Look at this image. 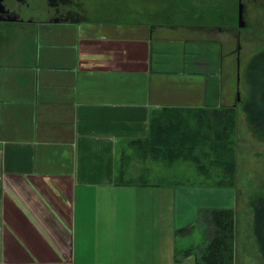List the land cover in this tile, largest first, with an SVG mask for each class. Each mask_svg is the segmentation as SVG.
I'll list each match as a JSON object with an SVG mask.
<instances>
[{
	"label": "crops",
	"instance_id": "crops-1",
	"mask_svg": "<svg viewBox=\"0 0 264 264\" xmlns=\"http://www.w3.org/2000/svg\"><path fill=\"white\" fill-rule=\"evenodd\" d=\"M31 19L0 20V264H197L154 245V212L173 189L176 226H191L233 189L171 183L132 141L165 107L222 105L211 63L226 56L186 62L161 22Z\"/></svg>",
	"mask_w": 264,
	"mask_h": 264
},
{
	"label": "rangeland",
	"instance_id": "rangeland-1",
	"mask_svg": "<svg viewBox=\"0 0 264 264\" xmlns=\"http://www.w3.org/2000/svg\"><path fill=\"white\" fill-rule=\"evenodd\" d=\"M130 1L65 0L62 2V6L64 7L65 5L67 7L80 8L82 17H85V15L93 17L96 16V14H99L104 18L109 16L120 19L119 15L123 14L126 16L124 17L127 20L145 21L151 23L161 22L162 19L154 18L149 15H141V12L144 10L143 3L135 1L134 4L133 1ZM212 1H215V4L219 6V10L229 11L228 14H231L229 20H221L219 23H203L201 25H197L189 23L181 19V17H177L175 20L176 24L174 25L177 32L169 33L171 38L170 44L174 45L175 49L185 48V50L188 51L182 53L183 60L191 59L195 53L196 58L199 57L197 62L202 65V69L207 67L206 58L209 54V49L211 50L214 59H217L218 57L219 62H221L223 55L226 56L225 72L222 70L220 72V63H218V67L214 69L213 67H215V65L211 63V67L212 72H216V70H218L219 75L221 74L218 78H220L219 85L222 88L221 91L224 98L223 105H235L238 101V91L241 92V98H244L246 92L242 81V75L253 54L257 50L264 47V0ZM212 1L210 0L211 3ZM240 2H243L246 8L244 18L247 25L243 27L240 26ZM4 3L6 5L9 4L12 7L22 6L25 10L23 17L29 20L31 18L41 20L46 18V8L50 6L49 0H27L25 3L18 0H4ZM145 8L153 11L156 8V4L150 7L147 3ZM181 38L188 39V41L181 40ZM193 50L195 51L194 53H192ZM204 51L206 55L203 57ZM239 68L241 72L240 82L238 81ZM237 110L238 182L236 188H233L234 196L232 198L228 196L227 198L222 199L217 202L214 207H232L236 211L237 236L235 248L239 257L237 263L247 264L244 259L246 257V253H248L250 258L248 264H264V256L259 249L255 236V210L252 204L256 197L264 194V141H258L251 133L247 124L245 112L241 102L239 101ZM127 152L132 153L133 151L128 148ZM141 161L146 162L151 161V159ZM154 162H159L174 168V170L169 171L171 183H174L173 181L177 180H181L186 183L190 181L195 183L203 181V177L199 174L195 164L190 161L179 160L173 165H168L163 161ZM139 173L141 172L139 171ZM144 175L150 177L152 181L157 180V178L149 173H144ZM179 196L181 197L182 194L179 193ZM174 198V191L171 189L170 192L168 191L164 194V200L168 203L166 212L164 214H162L161 211L154 212V220L163 217V231L158 232L161 237L159 238L158 236V238H155L153 242L154 245L157 246V240L159 239L162 241L164 253L171 251V256L173 253L174 255L180 254L182 256L183 252L192 246V244H200L204 241L206 234L204 233L199 217L201 216V213L208 208V206L206 204H201L198 212L199 217L190 222L193 227L188 226V224L179 225L177 222L179 229L187 226L190 227L188 231L183 230L179 233L175 218V215H178L179 210L178 208L173 207ZM154 227L156 230L157 225L155 223ZM193 252L197 254L198 249H193Z\"/></svg>",
	"mask_w": 264,
	"mask_h": 264
},
{
	"label": "trees",
	"instance_id": "trees-1",
	"mask_svg": "<svg viewBox=\"0 0 264 264\" xmlns=\"http://www.w3.org/2000/svg\"><path fill=\"white\" fill-rule=\"evenodd\" d=\"M131 1L143 3L145 11L141 15L162 19V23L170 25L176 24L177 17L201 25L226 21L231 16L229 11L219 10V6L212 0V3L210 0ZM147 3L150 7L156 4V8L153 11L147 10ZM124 16L120 14V20L126 21ZM95 17L104 18L99 14ZM242 81L246 92L239 102L245 112L248 127L258 141H264V47L251 57ZM237 109L238 101L235 105L165 107L157 111L151 119L147 136L132 141L137 157L144 161H163L168 165L179 160L190 161L203 177V186L236 188ZM127 159L129 158H125L123 168L126 167V161H129ZM125 176L123 170L122 177L125 179ZM252 204L255 210V236L264 256V194L256 197ZM199 220L206 237L200 244H192L182 255L189 256L196 248L197 264H236L235 209L226 206L207 208L201 213ZM189 228L183 227L179 229V233L188 231Z\"/></svg>",
	"mask_w": 264,
	"mask_h": 264
},
{
	"label": "flooded vegetation",
	"instance_id": "flooded-vegetation-1",
	"mask_svg": "<svg viewBox=\"0 0 264 264\" xmlns=\"http://www.w3.org/2000/svg\"><path fill=\"white\" fill-rule=\"evenodd\" d=\"M20 2L25 3L26 0H18ZM63 1L65 0H49V7L46 8V18L42 19V22H48V23H53L61 20H66V19H81V9L80 8H73V7H67L63 5ZM65 4V3H64ZM8 10L5 16L11 17V18H16V20H23L25 19L23 17V10L22 6H17V7H12L9 4L6 5ZM52 9V10H51ZM52 11V12H51ZM80 14V15H79ZM32 20V19H30ZM40 20V19H38ZM29 21V19L27 20ZM225 60V58H224ZM222 68L223 70L225 69L224 63H222Z\"/></svg>",
	"mask_w": 264,
	"mask_h": 264
},
{
	"label": "water",
	"instance_id": "water-1",
	"mask_svg": "<svg viewBox=\"0 0 264 264\" xmlns=\"http://www.w3.org/2000/svg\"><path fill=\"white\" fill-rule=\"evenodd\" d=\"M245 4L243 2H240V10H239V17H240V26H246L247 23L245 22ZM8 8L6 6V4L4 3V0H0V20H16V18H11L8 16H5L4 14L7 13ZM241 79V72H240V68H239V72H238V81L240 82ZM241 100V92L238 91V101Z\"/></svg>",
	"mask_w": 264,
	"mask_h": 264
}]
</instances>
